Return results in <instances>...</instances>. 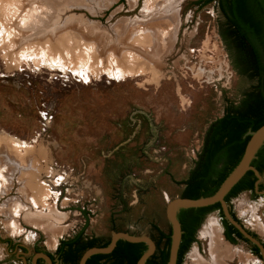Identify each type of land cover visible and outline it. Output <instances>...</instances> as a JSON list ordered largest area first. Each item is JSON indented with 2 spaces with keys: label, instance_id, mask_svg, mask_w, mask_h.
<instances>
[{
  "label": "rangeland",
  "instance_id": "1",
  "mask_svg": "<svg viewBox=\"0 0 264 264\" xmlns=\"http://www.w3.org/2000/svg\"><path fill=\"white\" fill-rule=\"evenodd\" d=\"M199 1L0 0V264H32L35 245L51 250L87 218L107 241L111 230L170 233L166 204L181 197L208 126L254 85L232 65L216 3ZM227 206L264 242V191ZM209 221L242 262L264 264L250 243L226 241L217 210L181 264L208 262Z\"/></svg>",
  "mask_w": 264,
  "mask_h": 264
},
{
  "label": "trees",
  "instance_id": "2",
  "mask_svg": "<svg viewBox=\"0 0 264 264\" xmlns=\"http://www.w3.org/2000/svg\"><path fill=\"white\" fill-rule=\"evenodd\" d=\"M215 0H201L200 3ZM218 10L223 17L220 36L230 53L234 69L241 76L254 82L237 106H227L223 115L208 126L200 153L194 168L183 182L181 197L198 199L215 193L221 183L240 161L248 141L246 133L264 125V0H217ZM264 145L257 152L251 166L261 174L264 171ZM256 178L248 171L225 197L230 199L243 190L253 188ZM219 211L226 241L235 245L244 240L242 235L223 219L219 204L201 209L181 210L178 213L182 235L176 264H181L184 254L196 241V232L204 217ZM233 219L238 221L230 212ZM156 250L146 260V264H167L170 233L165 234L156 226ZM81 235L72 241L60 242L56 253L62 254L64 264H75L81 255L96 246V240L80 242ZM246 241V240H244ZM109 240L102 244V248ZM144 243H129L119 240L108 254L91 256L85 264H137L146 251ZM63 249V250H62ZM254 247L253 253L257 254Z\"/></svg>",
  "mask_w": 264,
  "mask_h": 264
},
{
  "label": "water",
  "instance_id": "3",
  "mask_svg": "<svg viewBox=\"0 0 264 264\" xmlns=\"http://www.w3.org/2000/svg\"><path fill=\"white\" fill-rule=\"evenodd\" d=\"M246 136L249 138L245 145V149L240 161L227 175L214 194L198 199L178 197L167 202L165 207V215L170 226V246L167 264H176L177 261V254L182 235L180 223L177 218L178 213L181 210L201 209L215 204L220 205L223 219L233 226L246 240H249L251 243L255 244L264 259V249L262 245L257 240L250 237L238 224V222L233 219L228 209L227 203L225 202V197L248 171H252L257 178L255 186L259 184L260 174L251 166V163L256 159L257 152L264 145V125L253 132L248 131ZM119 240L129 243H144L146 245V251L139 258L137 264H146V260L154 253L156 249L153 240L146 236L135 237L129 235L128 233H112L109 244L106 247L101 249H91L88 252L86 251L79 264H85L87 258L93 253H110L115 248L116 243Z\"/></svg>",
  "mask_w": 264,
  "mask_h": 264
},
{
  "label": "bare ground",
  "instance_id": "4",
  "mask_svg": "<svg viewBox=\"0 0 264 264\" xmlns=\"http://www.w3.org/2000/svg\"><path fill=\"white\" fill-rule=\"evenodd\" d=\"M166 7H165V9H167ZM168 7H170V5H168ZM162 11H164V10H162ZM173 16L176 17L175 12L173 13ZM176 20L175 19L167 20V22L170 26V27H168L169 30L175 29V25L177 22ZM174 21H176L175 24H174ZM158 31H159V26H153V28L149 29L148 33L151 35L157 36ZM167 31H168V29H167ZM121 75L122 74L119 73L118 75L115 74L113 76L118 78V77H121ZM6 169H7V167H5L4 165L0 166V170L2 171V174H0V191L5 186V184L7 183V180H8L7 176H6V174H7ZM30 202H31V200H30ZM33 203L35 205H37L36 201H33ZM17 213H18V210L15 212V214H17ZM259 218H260L259 220L261 221V224H263V227H264V222L262 221L261 217H259ZM201 237L204 240V247L203 248L206 251V253L205 252L204 253L207 255L209 260H208V262H205L204 260L193 255L192 264H232L233 261L234 260L236 261L237 259L241 260V264H248V262H242L243 260H242L241 256H239V254L236 253V251H234L233 249H230L229 247H227L223 244L221 236H220L219 227L217 226V223H215V221H209L207 223V225L203 229V232L201 233Z\"/></svg>",
  "mask_w": 264,
  "mask_h": 264
},
{
  "label": "crops",
  "instance_id": "5",
  "mask_svg": "<svg viewBox=\"0 0 264 264\" xmlns=\"http://www.w3.org/2000/svg\"><path fill=\"white\" fill-rule=\"evenodd\" d=\"M96 226L90 224V219L87 218V221L85 223V225L79 229V230H75L74 232H72L70 235H67L66 238H59L56 243H53V241L51 243L52 244V248L51 250H48V248L46 250H39V249H36V245L33 247L32 251H36L33 259H32V264H41V261L42 259L44 260V264H61V263H58L57 261V256L55 255V251L56 249L58 248L60 242H67V241H72L74 240L76 237L80 236L81 235V238H80V242H88L89 240H96V246L95 247H92L90 249H87L86 251L88 252L89 250L91 249H101L102 247V244H104V242H106L107 240H104V238L102 237L101 234H97L96 232L93 231L92 233V230L93 228H95ZM97 231L100 230V228H97L96 229ZM86 231H87V236H86ZM115 232L114 230H111V235L112 233ZM96 233V234H95ZM7 243H10L9 241H7ZM104 248V247H103ZM22 251H25L24 249L20 248ZM63 250V249H62ZM85 251V252H86ZM28 254L30 253V251H26ZM84 252V253H85ZM38 253H41V254H44V256H46V258H43L42 256H38ZM84 253L81 255V257L79 258V260L77 261V263L75 264H79L80 263V260L82 258V256L84 255ZM96 254H101V253H93L91 254L87 260L93 256V255H96Z\"/></svg>",
  "mask_w": 264,
  "mask_h": 264
},
{
  "label": "flooded vegetation",
  "instance_id": "6",
  "mask_svg": "<svg viewBox=\"0 0 264 264\" xmlns=\"http://www.w3.org/2000/svg\"><path fill=\"white\" fill-rule=\"evenodd\" d=\"M215 3H216V5H217V0H215L214 1ZM218 7V6H217ZM264 162V161H263ZM255 169V168H254ZM264 173V171L260 174V175H262ZM253 176L255 177V175H254V173H253ZM256 178V177H255ZM256 182H257V178H256V181L254 182V184H253V188L252 189H248V190H243L242 192H249L250 194H253V195H257V193H260L261 191H264V185H262L261 183H259V184H257V186H255V184H256ZM242 192H240V193H242ZM231 212V211H230ZM235 216V215H234ZM237 219V218H236ZM238 220V219H237ZM238 222V224L245 230V232L250 236V237H252V238H254L255 240H257L261 245H262V247H263V249H264V242H262V241H260L259 240V238L255 235V233H253L252 231H250V230H247V229H245L242 225H241V223L239 222V221H237ZM223 226V225H222ZM200 227V226H199ZM223 235H224V228H223ZM243 237V236H242ZM243 239L244 240H246L244 237H243ZM244 240H237V243L239 242V241H242V242H245V243H250L251 244V249H250V252L253 254V255H255L256 257H258V258H260V259H263V257L261 256V253H260V251H259V249H258V247L255 245V244H253V243H251L249 240H246V241H244ZM153 242H154V244H155V241L153 240ZM156 246V245H155ZM254 247L257 249V254H254L253 253V250H254ZM57 250V249H56ZM156 250V249H155ZM155 252V251H154ZM62 254L63 253H60V252H57L56 253V251H55V255L57 256V261H58V263H61V264H64L63 263V261H62ZM264 260V259H263Z\"/></svg>",
  "mask_w": 264,
  "mask_h": 264
},
{
  "label": "built area",
  "instance_id": "7",
  "mask_svg": "<svg viewBox=\"0 0 264 264\" xmlns=\"http://www.w3.org/2000/svg\"><path fill=\"white\" fill-rule=\"evenodd\" d=\"M59 178H60L61 180H63V179H64V178H63V176H60ZM59 178H58V180H59Z\"/></svg>",
  "mask_w": 264,
  "mask_h": 264
}]
</instances>
